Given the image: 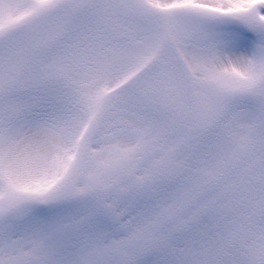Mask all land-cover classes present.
<instances>
[{"label":"snow or ice","instance_id":"6c2138e0","mask_svg":"<svg viewBox=\"0 0 264 264\" xmlns=\"http://www.w3.org/2000/svg\"><path fill=\"white\" fill-rule=\"evenodd\" d=\"M0 264H264V0H0Z\"/></svg>","mask_w":264,"mask_h":264}]
</instances>
